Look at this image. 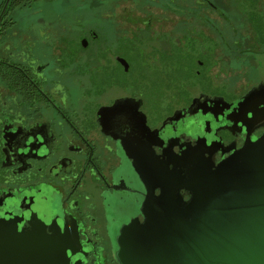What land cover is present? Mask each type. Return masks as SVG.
<instances>
[{
  "label": "flooded vegetation",
  "instance_id": "1",
  "mask_svg": "<svg viewBox=\"0 0 264 264\" xmlns=\"http://www.w3.org/2000/svg\"><path fill=\"white\" fill-rule=\"evenodd\" d=\"M263 132L264 0H0V221L51 224L68 264H124L167 158Z\"/></svg>",
  "mask_w": 264,
  "mask_h": 264
},
{
  "label": "water",
  "instance_id": "2",
  "mask_svg": "<svg viewBox=\"0 0 264 264\" xmlns=\"http://www.w3.org/2000/svg\"><path fill=\"white\" fill-rule=\"evenodd\" d=\"M209 147L197 142L166 159L163 213L148 209L144 223L125 225L124 264H264V132L216 163L204 156ZM175 187L188 198H175ZM3 242L14 258L68 264L66 240L51 224L18 232L0 221V264Z\"/></svg>",
  "mask_w": 264,
  "mask_h": 264
}]
</instances>
